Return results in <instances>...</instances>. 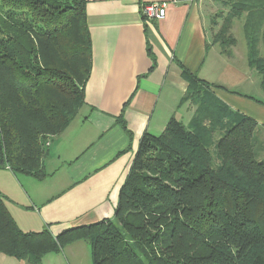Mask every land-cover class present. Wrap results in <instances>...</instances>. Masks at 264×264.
I'll use <instances>...</instances> for the list:
<instances>
[{
    "label": "trees",
    "instance_id": "1",
    "mask_svg": "<svg viewBox=\"0 0 264 264\" xmlns=\"http://www.w3.org/2000/svg\"><path fill=\"white\" fill-rule=\"evenodd\" d=\"M214 1L220 8L207 22L211 43L230 56L237 41L232 25L242 19L247 63L264 92V0ZM86 2L0 0V168L48 176L47 141L84 104L92 67ZM148 54L152 69L149 45ZM180 68L187 87L178 107L189 101L195 110L186 124L172 115L159 134H142L113 216L56 235L23 231L0 192L1 254L41 264L82 240L91 264H264L258 123L221 101L216 86ZM116 121L130 137L122 114Z\"/></svg>",
    "mask_w": 264,
    "mask_h": 264
},
{
    "label": "crops",
    "instance_id": "2",
    "mask_svg": "<svg viewBox=\"0 0 264 264\" xmlns=\"http://www.w3.org/2000/svg\"><path fill=\"white\" fill-rule=\"evenodd\" d=\"M158 1L167 2L165 15L144 20L141 6ZM85 12L92 67L84 104L53 138L44 159L48 176L36 180L0 168V192L21 230L48 228L56 235L113 216L142 134H159L172 115L180 120L192 116L188 104L178 107L187 87L181 64L216 86L221 101L257 121V154L264 158V105L248 97L264 101L259 76L248 66L246 47L238 46V40L230 56L211 43L206 2L87 0ZM120 114L130 137L116 121ZM0 264L27 263L0 253ZM41 264H91L90 247L76 241L45 255Z\"/></svg>",
    "mask_w": 264,
    "mask_h": 264
},
{
    "label": "rangeland",
    "instance_id": "3",
    "mask_svg": "<svg viewBox=\"0 0 264 264\" xmlns=\"http://www.w3.org/2000/svg\"><path fill=\"white\" fill-rule=\"evenodd\" d=\"M203 2L206 4L209 5L210 7V15L213 14V12L215 13L219 8H220V5L218 3H216L214 0H203ZM205 5V4H204ZM205 7L207 8L208 6L205 5ZM208 9V8H207ZM143 16V15H142ZM242 19H237L233 22V27H232V31H233V34L235 36V38L238 40V46H242L245 47V40H244V36H243V31H242ZM255 77L257 78L258 75L257 73H255ZM264 96V95H263ZM256 99H258L257 97H255ZM186 104H188L189 106H191L193 108L192 112H194L195 110V105L190 103L189 101L186 102ZM193 114V113H192ZM191 118V117H190ZM181 121H183L185 124L189 121V120H186V119H181ZM62 133V132H61ZM152 134V133H151ZM156 135V134H154ZM52 140L50 141H47L49 142V144L47 143V147L49 148L50 145L52 144V141H53V138L54 137H51Z\"/></svg>",
    "mask_w": 264,
    "mask_h": 264
},
{
    "label": "built area",
    "instance_id": "4",
    "mask_svg": "<svg viewBox=\"0 0 264 264\" xmlns=\"http://www.w3.org/2000/svg\"><path fill=\"white\" fill-rule=\"evenodd\" d=\"M170 2H176L177 0H169ZM167 2L166 1H158V2H148L144 3L141 6V12L144 16V20H154L160 19L165 15Z\"/></svg>",
    "mask_w": 264,
    "mask_h": 264
}]
</instances>
